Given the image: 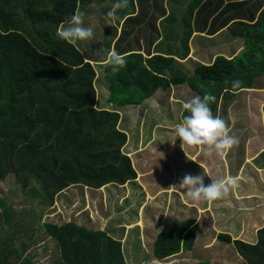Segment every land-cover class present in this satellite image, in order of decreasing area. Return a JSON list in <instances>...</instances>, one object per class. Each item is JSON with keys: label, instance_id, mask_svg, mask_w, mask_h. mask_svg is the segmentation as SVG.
Returning <instances> with one entry per match:
<instances>
[{"label": "trees", "instance_id": "obj_1", "mask_svg": "<svg viewBox=\"0 0 264 264\" xmlns=\"http://www.w3.org/2000/svg\"><path fill=\"white\" fill-rule=\"evenodd\" d=\"M107 1L0 0V182L14 180L22 194L35 183L37 191H29L31 197H39L42 205L52 206L55 197L70 186L97 190L135 181L131 159L121 150L127 136L119 128V112L141 104L158 89L167 91L170 86L186 85L193 97L210 93L215 96V102L210 104L214 116L235 96L245 97L250 89L264 90L263 0L206 1L204 7L213 4L214 8L227 1L224 10L242 14L227 26L230 36L241 42V50L230 58L217 55L207 64H192L191 73L178 66L173 56L118 53L122 46L117 44L116 31L109 41L101 40L102 45L108 44L107 51L112 49L126 57L127 63L119 71L107 65L105 54L98 58L94 54L89 59L81 47L86 44L70 45L58 38L56 33L62 24L67 27L66 21L77 10L86 20L94 3L100 4L102 15L114 12L112 21H103V25H111L131 13L126 10L118 16L115 5L120 0H114V6L108 8L102 5ZM188 12L186 17L191 18L193 6ZM212 13L213 10L208 15ZM180 15L181 12L176 13L177 18ZM216 16L219 19L220 15ZM213 19L204 25L207 31L222 23ZM134 21L128 19L122 29L128 22L138 24ZM190 29L188 26L178 41L183 53L173 47L180 61L188 56ZM100 31L93 29L94 37L88 44L95 43ZM91 60L104 62L96 64L102 72L97 74ZM261 80L262 88L257 86ZM234 81L240 82L238 87H233ZM99 83L106 84L109 109L97 103L95 86ZM187 114L183 109L181 119ZM4 202L0 200V209L8 230L0 235V264H32L33 256H37L29 252L34 245V225L24 218L33 214L34 219L36 214L30 209L12 210ZM84 214L83 219L89 220L88 213ZM40 220L39 216L36 232L50 238L58 251V259L51 264H126L121 242L99 226ZM195 233L192 219L168 222L156 234L151 255L165 264L180 252H190ZM256 235L257 244L253 247L234 243L247 264H264V228ZM217 239L231 243L226 234H219ZM192 264L210 263L201 260Z\"/></svg>", "mask_w": 264, "mask_h": 264}, {"label": "rangeland", "instance_id": "obj_2", "mask_svg": "<svg viewBox=\"0 0 264 264\" xmlns=\"http://www.w3.org/2000/svg\"><path fill=\"white\" fill-rule=\"evenodd\" d=\"M171 1L173 2L174 0ZM190 1L191 0H185L183 5L189 4ZM109 6L110 2L107 1L105 7L108 8ZM91 10L89 16L86 18V20H84V26L91 27L92 29L95 28L97 29V31L98 29H100L101 31L99 35L98 33L96 34L97 40L95 41V43L91 42L92 46L88 44L89 41H80L82 42V44H86V46L81 47H83L82 49L84 54L86 56H90L87 57L89 59L94 54L98 55L97 58L102 57L107 52L108 44L104 42V44L102 45L101 38L103 40L107 39V41H109V39L115 35V31L117 33V28L116 26H113L112 23L111 25L102 24L103 21H107L110 23L112 21V18H110L108 15L101 14L103 11L101 10L100 4L94 3V5H92L91 7ZM187 17L184 13H181L177 21H182V23L178 26H171L173 29L168 23L169 20H166L165 24L163 26H160L162 29L164 28L161 33H164L169 40L174 42V45L172 42L173 47H178L179 49H181L179 47L178 42L180 40L175 39L177 35L174 32V29L179 28V36L185 29H188V26H190L191 24L183 23V21L186 22L185 19H190L189 16ZM93 23H95V25ZM138 30H140V26L138 24L134 25L132 23H129L127 25V28L122 29L121 34L118 35V37L116 38V40L119 38V42L117 44L124 46L126 43H132L133 39L135 38V34H137ZM154 34V31L151 30L150 37H153ZM97 42L99 44L95 45ZM176 61L178 63V66L183 68L188 73L192 72V68L194 66L192 64H202L200 59H198L195 55L191 54L189 55V57H186L185 60L180 61L177 59ZM93 66L95 67V70L98 74L101 70H99L97 65L94 64ZM99 82L104 81L101 80ZM262 83V80L259 81L257 86L262 88V86L260 85ZM95 87L97 88V97H99V100L102 101V98L107 97L106 84L99 83V86ZM259 92L257 91L256 94H259V97L263 96V90H260ZM170 93L173 94V98H178H176V100L178 101H175V104L177 105L168 106L167 101L165 102V98H167ZM170 93H159L158 95L153 97L151 103H148L147 106H145L146 108H149V110L145 113L139 114L138 107L134 108V110H132L131 112L129 111V113L127 112V116L124 113L119 112V128L123 130L127 136L126 144L122 147L121 150L123 153L127 154L130 157L135 169L139 170L138 172H140L141 174L140 177L137 178L135 181L123 186L107 185L97 190L88 189L80 185L70 186L55 197L54 204L52 206L40 204L38 202L39 197H31L32 194L29 191L30 188H33L36 191L38 189L35 183H32L31 187L25 190L22 194V190L18 185L14 184V180L10 179L0 182V200L5 201V207L8 205L12 210L16 211H28L30 209L33 213L35 212L34 214H36L34 219L31 218L33 214L26 215V218H24L26 223H31L34 225L33 230H31L32 241L34 245L29 252L32 255L37 254V256H33V259L31 258L33 260L31 261L32 264H51L53 263V261L58 259L59 256L54 242L50 240V238L45 236L43 233L38 234L36 232L35 225L39 216L41 219L40 223L50 221L62 224L63 222L65 223L68 221H73L77 224H82L83 216L85 215L84 213H88L90 218L93 219L92 215L94 214L91 208V206H93L94 210L99 211L98 215L102 214V217L104 216L106 223L105 231H107V233H109L115 239H117L121 233H124L125 229L123 225H125L126 230H131L128 234L129 240H131L133 237L135 239V231L138 228L142 227L141 231L139 232L140 238H138L140 240H143L144 243L142 247L140 245L138 246V248L139 250H144L148 253L152 252V242L155 239L156 233H158V231L166 223L182 221L188 216L187 213H189L190 210V212H195L194 209H196L197 215H199L198 212H200L199 209L202 208L201 205L207 203L205 201H200V203H194L191 202L189 199H184L183 196L181 198L184 189H182L178 184L182 179V169H180L179 166L181 167V163L183 162V160L184 163L189 162L187 166H189L190 168V175L197 176L198 174H196V172L201 171L200 175L204 176L205 185L211 182V178L215 180H220L227 178L228 176H233L235 175V173L236 175H238L240 170L239 168H237L238 165L236 164V162H234L233 157H235V155L237 154L234 151L235 148L240 147L242 143L239 142L238 135L236 133H233L234 130L232 129V131L230 129L232 123L231 121L235 119V122H238V118H235L234 115L230 118L224 116V113L226 111H224V107L228 103H225L221 107L222 110L220 117L225 120L230 130L229 134L235 136L238 139V144L222 155H218L215 153L217 155V159L221 161V163H210V159L205 158L208 164L204 163L205 165H199L200 163L198 164V161L203 156L207 157V155H205L206 148L204 146H192L195 147L192 151L195 152V154L197 152L199 154L198 157L195 159L189 157L188 153H185L189 149H192V147L186 146L183 151L180 147L181 141L179 139L176 140L175 145L172 144V142L176 139L175 126L182 121L181 117L183 108H181V103L191 100L193 98V95L190 93L186 85H180L178 88H173L172 90H170ZM181 97L183 98L182 101ZM150 105H153V107ZM164 110L169 114L168 116L164 112ZM240 130H243V128L241 127L238 129V131ZM161 153L163 154V158L160 155ZM175 165H177V167ZM173 166L176 170V172L174 173ZM193 166H195L196 169ZM192 168L195 170H192ZM168 172L173 173V177L171 178L173 179L174 185H177L173 187L175 191L178 192V194H176L177 199H175V202L177 200H186L184 202L187 204L188 207H190V210L185 212L184 214H175L176 208L180 206L177 204L175 205V202H173L172 200L173 195L175 193L173 194L171 192V189L168 188L170 187V185L168 187H162V185L166 186L170 182ZM151 174H153L152 177H150V179H148L146 183L147 179L144 180L143 178ZM174 175L176 176L175 180ZM141 177L143 178L141 179ZM91 194L92 196H102V200L99 197H95L96 200H94L93 204H91ZM221 199L216 200L217 203H220ZM85 200L89 202V204L85 203V205L87 206L82 208L84 204L82 202ZM170 203H172V207L169 210V214L176 216L178 218L177 220L171 218L170 215L163 214L167 213L168 207L171 206L169 205ZM214 204L215 202L213 201L212 205ZM166 205L167 209H165ZM191 207H193L194 209H191ZM208 207L209 206H206L204 209L207 210ZM207 212L210 213V210L206 212L203 211L201 214H206ZM14 219L15 215L12 218V222H14ZM4 220L5 217L0 209V235L4 234L8 230L6 224L4 223ZM143 222L148 223L144 225L142 224ZM204 224H211L209 218L206 219V221L199 227V229H207L208 227H206ZM119 229L120 232L118 233ZM137 241L138 240H136L135 242ZM125 245H122L123 247L120 248L123 256H126L128 254V243L125 242ZM41 252L43 254L40 255L39 253ZM133 253L134 252H132V255L134 256ZM150 254L151 253H149V255ZM133 256L132 259H134ZM233 259V254H230L227 258L228 263L234 264ZM126 263L140 264V260H138V262H132L131 260L127 259ZM175 263V258H172L169 262L165 264ZM158 264L163 263L159 262Z\"/></svg>", "mask_w": 264, "mask_h": 264}, {"label": "crops", "instance_id": "obj_3", "mask_svg": "<svg viewBox=\"0 0 264 264\" xmlns=\"http://www.w3.org/2000/svg\"><path fill=\"white\" fill-rule=\"evenodd\" d=\"M113 1L114 0H109L110 6L112 7L114 6ZM184 1L185 0H174L173 2L171 0H128L127 6L119 9L118 16L126 10H129L131 13L125 15L126 17L120 18L119 20H115L113 22V24L116 25L117 28L116 38L121 32L122 26L127 22L128 19H132L133 21L134 18L140 26V30H138L137 34H135V38L133 39L132 43H126L124 46H122V48L119 49L118 53H140L145 57L160 54L164 56H173L177 60L179 56L175 55V53L173 52V41L169 40L164 33H161L164 28L162 29L160 26H163L166 20H169L168 23L170 27L178 26L182 23V21H177L178 18L176 17V13L181 12L187 15V13H189L188 11L190 7L193 6L191 18L186 22L183 21L184 24H191V35L188 37L189 54L187 57H189L190 54L195 55L198 59L201 60L202 64H207L211 62L217 55H222L226 58H230L238 54V52L241 50V42L238 41V39H234L230 36L227 31V26L242 14L238 15L235 10H224L225 3L227 1H224L222 4L215 8L213 4L204 7V4H206V1L208 0H191L189 4L183 5ZM121 2L122 0H120V2L118 3ZM262 3H264V0ZM102 5H105V3H103ZM198 8L200 10H198ZM203 9L205 10L201 11ZM212 10L214 13L208 15ZM216 15H220L219 19ZM212 18H214V21H216V18L220 22L222 21L221 24H226L225 27H220V24L219 26H217V28H215V30L207 31V27H204V25L208 26L209 24H211ZM129 23L130 22H128V24ZM151 30H153L155 33L153 37H150ZM178 31L179 28L174 29V32L177 35L175 39H179L181 41L182 37L180 36L184 35V31L180 36V32ZM112 51V49H109L105 53V56L107 57V55ZM182 53L183 49H180V54ZM203 61L206 63H204ZM89 62L91 64L94 63L95 65L104 64V62H96L95 60H91ZM179 86L180 85L170 86L167 91L163 92L158 89L152 97L145 99L139 105L125 107L124 110L121 111V113H124L127 116L129 111L131 112L132 110H134V108L137 107L139 108V114L145 113L149 110V108H146L145 106H147L148 103H151L153 97H155L159 93H170V90H172L173 88H178ZM257 91L259 92L260 90L250 89L249 91H247L249 93H247V96L241 98L235 96L232 100H229L228 104L226 105L224 116L230 118L234 115L235 118H238V122H235V119L231 121L232 123L230 129H233L234 131L237 130L236 132H234L233 130L232 131L233 133H236L238 135L239 142H241L242 144L240 145V147L235 148L234 151L237 154L235 155V157H233V160L238 165L237 168H239L240 171L238 175H236L235 173V175L231 176L237 178L238 186L234 189H231L228 195L220 200V203L214 201V205H212V202L202 204L201 207L203 209H199V215H197L196 209H194L193 207H191V209H194L195 212H190V207H188L184 202L186 200H177L175 202V195L178 194V192L175 191L173 187H171L172 185H174L173 179L171 177H173V173L176 172L175 167L173 166V173L168 172L170 182L166 186L162 185V187H168L170 185V187L168 188L171 189V192L173 194L175 193V195L172 194V200L173 202H175V205L177 204L180 206L176 208L175 214H184L185 212L190 210L189 213H187L188 216L185 219H192L194 221V224L196 225L195 241L192 247V251L180 252L174 257H171L175 258V264H192L197 263L201 260L206 261L210 264H230L227 260L230 254H233L234 256V264H247L245 262V259L238 252V249L234 245V243L235 241H239L252 247L257 244L256 232L259 229L264 228V90L262 92L263 96L261 97H259V94H256ZM171 93L167 96V98H165V102L167 101L168 106L177 105L175 104V101H178L176 100L177 97L173 98V94ZM182 97L181 101L183 99ZM106 98L107 97L102 98V101L98 99L97 103L100 106L105 105L104 107H106V109H109L111 107V104L106 102ZM150 106L153 107V105ZM182 106L183 103H181V108H183ZM164 112L167 114V116L169 115L165 110ZM220 115L221 111L218 112L217 116L220 117ZM241 127L243 128V130L238 131V129ZM194 148L195 147H192V149H189L185 153H188L189 157L196 159L199 154L198 152L195 154V152L192 151ZM205 158L210 159V163H221V161L217 159V155L215 154V152H213L211 156H203L198 161V164L200 163L199 165H202L204 163H207ZM187 164H189V162L184 163L183 160V162L181 163V167L179 166V168L182 169V178L185 175H190V168L189 166H187ZM175 166L177 167V165ZM193 167L195 168V166ZM133 169L136 172L137 178H139L141 175L140 172H138L139 170H136L134 165ZM198 172H200L201 174V171ZM152 175L153 174L144 178L141 177V179H147V183L148 179H150ZM182 196L184 197V199H188L186 195H184V192H182L181 198ZM90 197L92 199L90 201L91 204H93V201L96 200L95 197H99L102 200V196H92L91 194ZM85 203L89 204V202L85 200L82 208L87 206L85 205ZM169 205L171 206L168 207L167 213L163 214L170 215L171 218L177 220L178 218L176 216L169 214L172 203H170ZM206 206H209L207 210L204 209ZM165 207V209H167V205ZM209 210L210 213L207 212L206 214H201L203 211L206 212ZM95 213H97V215L93 212V219L89 216V220L85 221V218L83 219V222L88 227L97 225L100 229L105 230L106 223L104 216L102 217V214L98 215L99 211H96ZM208 218L211 224H204L208 228L205 230L199 229V227ZM142 224L145 225L146 223L143 222ZM123 226L125 229L124 233H121L118 236L117 240L121 242V247H123L122 245H125V242L128 243V254L126 256L124 255L125 261L127 262V259H129L132 262H138V260H140V263L158 264L159 262L151 255V252L147 253L146 251L139 250L138 248V246L140 245L142 247L144 243L143 240L139 239V232L141 231L142 227L140 226L141 228H138L136 230L137 232L135 231L136 238L134 239L133 237L131 240H129L128 234L131 230H126L125 225ZM119 232L120 229L118 230V233ZM219 234H226L227 236H229L231 243L226 244L221 242L219 239H217ZM136 240L138 241L135 242ZM132 252H134V256L132 255ZM149 253L151 254L149 255ZM132 256L134 257V259H132Z\"/></svg>", "mask_w": 264, "mask_h": 264}, {"label": "clouds", "instance_id": "obj_4", "mask_svg": "<svg viewBox=\"0 0 264 264\" xmlns=\"http://www.w3.org/2000/svg\"><path fill=\"white\" fill-rule=\"evenodd\" d=\"M127 6V0L115 5V9ZM109 17L114 16V12L108 13ZM67 27L62 24L57 30L59 39L70 45H75L80 41H90L94 37L91 27L84 26L83 13L77 10L67 21ZM106 63L114 71L126 65V57L112 51L106 57ZM239 81L233 82V87H238ZM215 102V96L205 93L203 97L195 96L191 100L183 103L185 115L180 123L175 126L176 140L181 141L180 147L184 151L185 147L204 146L205 155L211 156L213 152L222 155L238 144V139L229 134V128L224 119L214 116L210 104ZM163 158V154H160ZM211 178V177H210ZM184 189L186 197L194 203L205 201L211 203L228 195L231 189L238 186L237 178L227 177L220 180L211 178V182L205 185L203 175H185L178 184ZM173 185L171 187H175Z\"/></svg>", "mask_w": 264, "mask_h": 264}]
</instances>
